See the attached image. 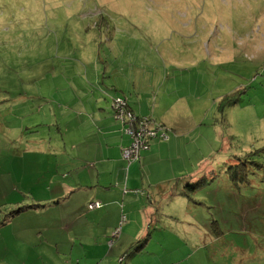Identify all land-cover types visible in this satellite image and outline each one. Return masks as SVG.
<instances>
[{"label":"rangeland","instance_id":"rangeland-1","mask_svg":"<svg viewBox=\"0 0 264 264\" xmlns=\"http://www.w3.org/2000/svg\"><path fill=\"white\" fill-rule=\"evenodd\" d=\"M109 117L124 137L117 156ZM139 120L165 137L126 159ZM151 141L164 143L143 170ZM166 144L173 179L187 175L179 218L151 229L137 194L142 174L160 176ZM98 165L118 193L115 227L131 223L156 254L130 261L128 242L109 249L115 227L105 245L71 212L99 188ZM59 209L55 237L38 222ZM78 221L82 238L67 237ZM161 261L264 264V0H0V264Z\"/></svg>","mask_w":264,"mask_h":264},{"label":"crops","instance_id":"crops-1","mask_svg":"<svg viewBox=\"0 0 264 264\" xmlns=\"http://www.w3.org/2000/svg\"><path fill=\"white\" fill-rule=\"evenodd\" d=\"M130 87L126 86V90L128 92ZM134 100L135 97L131 95V102L130 104L134 106ZM116 126H118V123L113 120L112 117H109V121L106 125L107 130L104 131L106 135H108V143L109 145H113V149L115 152V155L117 156V149H118V144H121L124 141V137L121 134H117ZM163 141L158 142L157 147L154 146V143L151 141L149 147L144 150V156L141 157V167L143 170H149L151 161H152V154L155 152V150H158L160 152L161 147L163 146ZM168 143V140H167ZM168 144H166V154L164 156V167L163 170L159 176L155 175V177H151L149 175V172L145 176L142 174V177L140 178V183L144 184L145 182L147 183V188L146 189H141L142 191H139L137 194L138 201L143 204L144 206V212L146 213L147 221L146 224L148 225L149 228H161L160 226L163 225L165 220H170L169 218H177V213H176V208H175V202L177 201L178 204L182 202V197L183 193L179 192L180 188L179 187V181H182L184 183V178L187 175L186 174H181L176 176L173 179V176L171 174L172 167L174 165V161L172 160L171 156L168 154ZM94 164L97 165L96 160L94 159L93 161ZM80 165V164H79ZM99 166V165H98ZM99 172L93 175L95 179V186L99 188H93L92 190L85 191V197L84 200L88 199V202L93 200V199H98L99 201L103 202L100 206L98 207H88L85 205V203H81L79 207H72L74 209V212L76 215L78 214L81 216V213H83L84 218L86 219L87 223L89 226L94 225L91 227L92 229L96 230L93 231V237L99 239L102 243L105 242V245H107L106 241L107 238L109 237V232L110 230L115 227V222H116V217H117V211L112 210V208L115 207L116 201L118 199V193L116 191H110L105 189V182H104V174L105 171L102 167L99 166ZM165 172H168L170 174H166ZM102 173V175H100ZM130 181H134L132 176L129 178ZM155 180L154 187L152 186V182ZM80 180H77V183L75 184L74 187H71L70 184H67V190H70V193L79 191V188H82V185H78ZM89 184V183H87ZM91 184V183H90ZM178 191L174 192L172 195H170V191ZM65 192H58V198L55 200H52L51 207H55L56 202L61 201L62 198L60 196L64 195ZM78 193V192H77ZM133 193V192H130ZM144 193V194H143ZM71 195V194H70ZM172 199V201H171ZM167 206H170L169 209ZM66 209H59L57 213H52L50 214L51 221L48 223L46 221L43 222H38L39 227L44 226L48 228V225H50L51 229V234L54 235L55 237H59L62 232V227L65 225L61 213L64 212ZM74 214V215H75ZM179 218V217H178ZM177 218V219H178ZM72 219V218H71ZM71 219H68L67 221L70 222ZM90 219V220H89ZM118 220L120 221L119 217ZM74 221L75 220L74 218ZM79 222V221H78ZM118 222V221H117ZM82 222H79V226L77 227L76 231L74 234L67 233V237L74 238V237H80L84 235L82 233ZM123 222H119L118 227H115V229L112 232V240H111V246L113 244H117L119 242L121 243H129L128 247L124 250V257L127 256L130 261H132L133 257L137 256H142V255H150V254H156L155 247L154 246H149L148 244V239L144 237L143 235H137L136 231L129 225L131 223H125L124 225L122 224ZM57 227L55 229H52L51 226ZM27 225H20L19 226V232L20 233H25L27 229ZM19 233V234H20ZM22 235V234H20ZM146 235V234H145ZM138 238V239H137ZM136 240V243L139 242L140 240H143L142 243H139L135 249L132 250V244L133 241ZM154 242V241H153ZM185 242V241H184ZM155 245V242H154ZM142 246V249L140 251H136L138 248ZM108 249V251H109ZM170 252V251H169ZM164 262H156V263H151V264H163Z\"/></svg>","mask_w":264,"mask_h":264},{"label":"built area","instance_id":"built-area-1","mask_svg":"<svg viewBox=\"0 0 264 264\" xmlns=\"http://www.w3.org/2000/svg\"><path fill=\"white\" fill-rule=\"evenodd\" d=\"M128 132L133 136L131 143L123 149V155L126 159H132L136 157L138 149L145 143V137L159 136L164 138V132L159 124L150 128L145 121L139 120V122L131 127H128ZM100 201L93 199L87 203L88 207H98Z\"/></svg>","mask_w":264,"mask_h":264},{"label":"trees","instance_id":"trees-1","mask_svg":"<svg viewBox=\"0 0 264 264\" xmlns=\"http://www.w3.org/2000/svg\"><path fill=\"white\" fill-rule=\"evenodd\" d=\"M33 205H39V204H33ZM21 208H22L21 206H20V207H18L17 209H15V210H14V212H17V211H19Z\"/></svg>","mask_w":264,"mask_h":264}]
</instances>
